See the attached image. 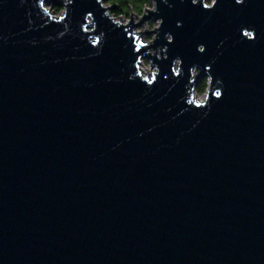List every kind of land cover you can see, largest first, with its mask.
<instances>
[{
	"label": "water",
	"instance_id": "95a60500",
	"mask_svg": "<svg viewBox=\"0 0 264 264\" xmlns=\"http://www.w3.org/2000/svg\"><path fill=\"white\" fill-rule=\"evenodd\" d=\"M46 1L0 0V264H264V0Z\"/></svg>",
	"mask_w": 264,
	"mask_h": 264
},
{
	"label": "rangeland",
	"instance_id": "374dc122",
	"mask_svg": "<svg viewBox=\"0 0 264 264\" xmlns=\"http://www.w3.org/2000/svg\"><path fill=\"white\" fill-rule=\"evenodd\" d=\"M64 1L65 0H60V2L63 4V8L61 9V11H53V3H54V0H47L46 2H45V5H46V7L48 8V9H50V11L54 14V15H60V14H62L63 12H64ZM213 0H208V3L210 4L211 2H212ZM147 7L148 8H154V0H150V3H149V5H147ZM134 11V10H133ZM145 11V10H144ZM111 12H112V14L116 17V19H118V20H122V18L124 19L123 21H125V22H128L129 20H130V18H131V12H130V14H128V15H119V16H116L115 14H114V12H113V9L111 10ZM135 12V11H134ZM137 15H139V16H142V14H140V13H137V12H135ZM136 14H133V18H134V21L136 22V23H139V21H140V18L136 15ZM122 16V17H121ZM159 25V19H156V18H149L148 20H147V22L145 21L144 22V24H143V27L144 28H146L147 26H148V30H153L154 29V26H158ZM135 30L136 31H139V30H142V25L141 24H138L137 26H136V28H135ZM155 35H156V33L155 32H150V33H146V32H144L143 33V36H142V40L141 41H143V42H149V41H151L154 37H155ZM138 37H139V39H140V37H141V35H138ZM141 68H142V70H143V72L144 73H148V70L150 69V63H149V60H148V58H144L143 59V62H142V64H141ZM155 68H152V70H154ZM199 71H200V69L199 68H197L196 69V71H195V74H198L199 73ZM203 76H206L207 77V86L209 87V76L208 75H203ZM202 76V77H203ZM208 87H207V90H208ZM207 90L204 92V93H202V94H199V93H197V95H196V97L198 98V99H204L205 98V96H206V93H207Z\"/></svg>",
	"mask_w": 264,
	"mask_h": 264
},
{
	"label": "trees",
	"instance_id": "16d2710c",
	"mask_svg": "<svg viewBox=\"0 0 264 264\" xmlns=\"http://www.w3.org/2000/svg\"><path fill=\"white\" fill-rule=\"evenodd\" d=\"M149 3L150 0H106V4L116 6L115 9H113L116 16L128 15L132 10L142 14ZM53 5V11L59 12L63 8V4L60 0L55 1ZM207 87V77L203 76L196 86V92L202 94L207 90Z\"/></svg>",
	"mask_w": 264,
	"mask_h": 264
},
{
	"label": "bare ground",
	"instance_id": "6f19581e",
	"mask_svg": "<svg viewBox=\"0 0 264 264\" xmlns=\"http://www.w3.org/2000/svg\"><path fill=\"white\" fill-rule=\"evenodd\" d=\"M143 70H144V69H143ZM199 100H201V101H202L203 99H199Z\"/></svg>",
	"mask_w": 264,
	"mask_h": 264
},
{
	"label": "snow or ice",
	"instance_id": "6c2138e0",
	"mask_svg": "<svg viewBox=\"0 0 264 264\" xmlns=\"http://www.w3.org/2000/svg\"><path fill=\"white\" fill-rule=\"evenodd\" d=\"M217 95H219V93H217Z\"/></svg>",
	"mask_w": 264,
	"mask_h": 264
}]
</instances>
